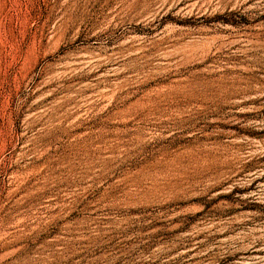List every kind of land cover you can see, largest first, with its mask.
I'll return each mask as SVG.
<instances>
[{
	"label": "rangeland",
	"instance_id": "rangeland-1",
	"mask_svg": "<svg viewBox=\"0 0 264 264\" xmlns=\"http://www.w3.org/2000/svg\"><path fill=\"white\" fill-rule=\"evenodd\" d=\"M0 264H264V0H0Z\"/></svg>",
	"mask_w": 264,
	"mask_h": 264
},
{
	"label": "bare ground",
	"instance_id": "bare-ground-1",
	"mask_svg": "<svg viewBox=\"0 0 264 264\" xmlns=\"http://www.w3.org/2000/svg\"><path fill=\"white\" fill-rule=\"evenodd\" d=\"M85 57V56H84ZM89 57H91V56H89ZM83 58V57H82ZM91 60H93V59H91ZM88 61V60H87ZM84 62V61H83ZM90 62V61H89Z\"/></svg>",
	"mask_w": 264,
	"mask_h": 264
}]
</instances>
